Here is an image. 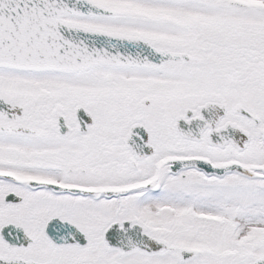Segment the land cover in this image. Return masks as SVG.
<instances>
[{
  "label": "snow or ice",
  "instance_id": "snow-or-ice-1",
  "mask_svg": "<svg viewBox=\"0 0 264 264\" xmlns=\"http://www.w3.org/2000/svg\"><path fill=\"white\" fill-rule=\"evenodd\" d=\"M0 264H264V0H0Z\"/></svg>",
  "mask_w": 264,
  "mask_h": 264
}]
</instances>
